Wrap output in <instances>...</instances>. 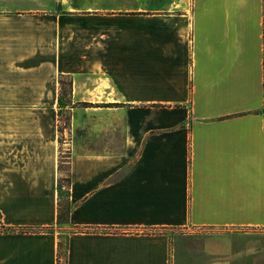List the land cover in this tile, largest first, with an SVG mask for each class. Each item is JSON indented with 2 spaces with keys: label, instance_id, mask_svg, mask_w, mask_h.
Wrapping results in <instances>:
<instances>
[{
  "label": "crops",
  "instance_id": "1",
  "mask_svg": "<svg viewBox=\"0 0 264 264\" xmlns=\"http://www.w3.org/2000/svg\"><path fill=\"white\" fill-rule=\"evenodd\" d=\"M0 264H264V0H0Z\"/></svg>",
  "mask_w": 264,
  "mask_h": 264
},
{
  "label": "rangeland",
  "instance_id": "2",
  "mask_svg": "<svg viewBox=\"0 0 264 264\" xmlns=\"http://www.w3.org/2000/svg\"><path fill=\"white\" fill-rule=\"evenodd\" d=\"M63 85V90H68L70 81L68 78H63L61 80ZM72 100L68 97H63L59 99V115H60V131H61V145L64 144L65 139L67 138L65 135V129L71 126L73 123V111H71L70 107L72 106ZM76 105V103H75ZM74 118H76V113H74ZM67 151L61 149V161L67 160ZM64 176V175H63ZM64 183V182H62ZM61 203L64 204V197L61 198Z\"/></svg>",
  "mask_w": 264,
  "mask_h": 264
},
{
  "label": "trees",
  "instance_id": "3",
  "mask_svg": "<svg viewBox=\"0 0 264 264\" xmlns=\"http://www.w3.org/2000/svg\"><path fill=\"white\" fill-rule=\"evenodd\" d=\"M68 184H69L68 176H63L59 179L58 194H59L60 199L64 197V204L59 203V207H58V221L59 222H64L67 220L69 210H70V202L68 199Z\"/></svg>",
  "mask_w": 264,
  "mask_h": 264
}]
</instances>
